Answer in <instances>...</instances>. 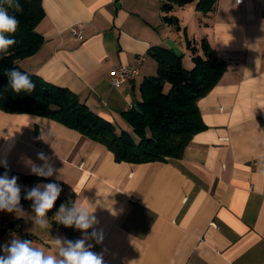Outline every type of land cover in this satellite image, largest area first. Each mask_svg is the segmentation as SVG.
<instances>
[{"label": "crops", "instance_id": "1", "mask_svg": "<svg viewBox=\"0 0 264 264\" xmlns=\"http://www.w3.org/2000/svg\"><path fill=\"white\" fill-rule=\"evenodd\" d=\"M197 3L165 14L163 0H42L37 31L44 44L19 61L30 74L77 94L119 133L130 128L121 114L138 107L141 84L157 74L151 50L184 55L191 69L187 38L198 45L207 39L227 69L199 101L206 129L181 158L117 162L103 145L55 120L0 111V168L18 174L24 192L34 185L22 176H35L30 163L41 164L37 153H45L57 169L48 179L60 184L64 204L95 207L103 242L89 243L104 264H264V172L258 169L264 162V0H218L206 15ZM74 25L83 28V41L71 35ZM141 57L139 74L114 88L111 72ZM21 207L20 218L0 212V222L22 225L19 235L0 234V248L17 236L55 252L56 238L82 235L56 226L50 212L49 227L40 229L31 202Z\"/></svg>", "mask_w": 264, "mask_h": 264}, {"label": "trees", "instance_id": "2", "mask_svg": "<svg viewBox=\"0 0 264 264\" xmlns=\"http://www.w3.org/2000/svg\"><path fill=\"white\" fill-rule=\"evenodd\" d=\"M17 0L9 5L0 0L10 15L19 21L15 40L7 52H0V111L10 114H28L55 120L71 130L103 145L117 162L146 164L167 159H179L193 137L206 129L199 108V101L220 82L227 65L207 39L199 45L187 38L192 54L193 67L184 68V55L171 49L155 47L150 54L158 65L157 74L145 78L140 87L142 101L137 108L121 115L132 128L133 134L121 130L101 118L80 101L77 94L68 88L44 81L24 70L19 61L34 56L44 44V37L37 31L44 19L42 0ZM195 0H163L162 11L169 14L175 7L184 8ZM218 0H198L197 11L206 15L212 12ZM164 21L179 28L176 17L165 16ZM16 68L26 73L36 85L32 92L19 95L8 87L6 70ZM9 176L18 174L0 168ZM25 184L52 183L50 179L37 176H22ZM21 192V203L28 202ZM59 197L50 211L52 217L64 204ZM54 224L64 227L62 225ZM65 228V227H64Z\"/></svg>", "mask_w": 264, "mask_h": 264}, {"label": "clouds", "instance_id": "3", "mask_svg": "<svg viewBox=\"0 0 264 264\" xmlns=\"http://www.w3.org/2000/svg\"><path fill=\"white\" fill-rule=\"evenodd\" d=\"M4 3L12 4L13 0H3ZM242 0H236L237 5ZM20 7L18 0L15 5ZM20 21L15 15H10L7 8L0 4V52L7 50L15 44L13 36ZM8 87L5 91L11 90L19 95L21 92H32L36 85L29 76L16 68L6 70ZM37 159L41 164L30 163V174L44 179L53 177L57 169L51 160L43 152L37 153ZM7 168L6 161L3 162ZM258 169L264 172V162L258 165ZM62 188L60 184L37 183L29 189L24 190V199L31 202L33 215L31 216L34 226L40 229L49 227L48 213L54 208L60 197ZM95 207L88 204H77L72 202L61 204L54 216L51 218L56 224L65 228H74L81 232V237L75 241L55 239L56 251L49 252L43 247L34 245L33 240L21 239L17 236L5 243L0 250V264H104L102 254L92 251L93 245L90 240L101 244L103 242L102 230L97 231L95 226L98 220L94 215ZM0 212L15 214L20 218L25 212L21 207V186L18 184V177L9 176L7 171L0 175ZM89 229H93L89 233Z\"/></svg>", "mask_w": 264, "mask_h": 264}, {"label": "built area", "instance_id": "4", "mask_svg": "<svg viewBox=\"0 0 264 264\" xmlns=\"http://www.w3.org/2000/svg\"><path fill=\"white\" fill-rule=\"evenodd\" d=\"M244 0L238 5H243ZM71 35L78 41L84 40V31L80 25L70 28ZM143 61L141 57L136 64L122 65L111 72V82L114 88H121L125 83L132 81L139 74V65ZM22 232V225L18 221H1L0 234L4 236L19 235Z\"/></svg>", "mask_w": 264, "mask_h": 264}, {"label": "rangeland", "instance_id": "5", "mask_svg": "<svg viewBox=\"0 0 264 264\" xmlns=\"http://www.w3.org/2000/svg\"><path fill=\"white\" fill-rule=\"evenodd\" d=\"M201 19H204L202 16L200 17V21H201ZM195 24V26L197 25H199L198 23H194ZM196 26V27H197ZM191 28H192V26H191ZM188 32H191V30H188ZM201 42V41H200ZM184 60V59H183ZM183 63L185 64V63H187V61H186V59L183 61ZM184 68H186L187 70H189L188 69V67L187 66H185L184 65ZM128 129V132L130 133V134H133V131H132V128L130 127V128H127ZM35 185V184H34ZM61 197V196H60Z\"/></svg>", "mask_w": 264, "mask_h": 264}]
</instances>
